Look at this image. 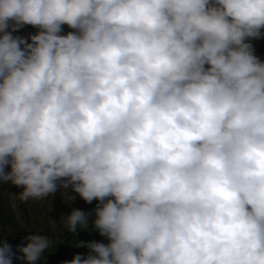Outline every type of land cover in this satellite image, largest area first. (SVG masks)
<instances>
[{
	"label": "clouds",
	"instance_id": "clouds-1",
	"mask_svg": "<svg viewBox=\"0 0 264 264\" xmlns=\"http://www.w3.org/2000/svg\"><path fill=\"white\" fill-rule=\"evenodd\" d=\"M260 39L264 0H0V182L109 241L62 264H264Z\"/></svg>",
	"mask_w": 264,
	"mask_h": 264
},
{
	"label": "rangeland",
	"instance_id": "rangeland-1",
	"mask_svg": "<svg viewBox=\"0 0 264 264\" xmlns=\"http://www.w3.org/2000/svg\"><path fill=\"white\" fill-rule=\"evenodd\" d=\"M38 30L31 26H25L16 35H27L28 33L35 34ZM73 31L67 25L63 26V33L66 34ZM256 49V55L264 60V39L253 41ZM10 170V169H9ZM23 190L22 187H17L11 182H0V237L2 242L15 243L19 242L25 246L29 241L28 236L34 234H42L48 236L53 246L45 252V259L39 261L38 264H52L51 259L54 255L57 246L63 243L67 238L73 241H90L96 240L107 244L109 241L99 235L96 230L86 232L87 229H81L78 233H70L65 228L66 217L63 214H68L73 208H79L85 212L95 208L97 201L91 204L85 203L76 193L69 188L60 189L55 194H50L44 198L29 199L21 201L19 193ZM75 196V201L67 202L68 196ZM95 219L94 213L88 217L89 227H92V221ZM67 261V260H65ZM26 264L28 262L25 260Z\"/></svg>",
	"mask_w": 264,
	"mask_h": 264
},
{
	"label": "trees",
	"instance_id": "trees-1",
	"mask_svg": "<svg viewBox=\"0 0 264 264\" xmlns=\"http://www.w3.org/2000/svg\"><path fill=\"white\" fill-rule=\"evenodd\" d=\"M0 241H3V238L0 237ZM12 245V250L14 256L12 258V264H26L25 259H23V253L19 251L23 245L19 242L9 243ZM76 242L71 238H67L63 241L62 244L56 247L54 255L51 259L52 264H62L63 261H70L77 253H81L86 255L88 253V249L84 247H76L74 246Z\"/></svg>",
	"mask_w": 264,
	"mask_h": 264
},
{
	"label": "bare ground",
	"instance_id": "bare-ground-1",
	"mask_svg": "<svg viewBox=\"0 0 264 264\" xmlns=\"http://www.w3.org/2000/svg\"><path fill=\"white\" fill-rule=\"evenodd\" d=\"M98 203V202H97Z\"/></svg>",
	"mask_w": 264,
	"mask_h": 264
}]
</instances>
